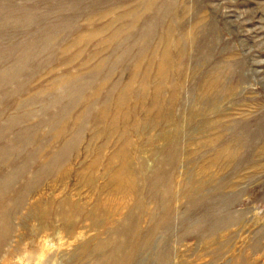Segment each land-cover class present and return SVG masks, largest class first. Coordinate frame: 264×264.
Listing matches in <instances>:
<instances>
[{
	"label": "rangeland",
	"instance_id": "1",
	"mask_svg": "<svg viewBox=\"0 0 264 264\" xmlns=\"http://www.w3.org/2000/svg\"><path fill=\"white\" fill-rule=\"evenodd\" d=\"M142 1L0 0V264H264V0Z\"/></svg>",
	"mask_w": 264,
	"mask_h": 264
},
{
	"label": "bare ground",
	"instance_id": "2",
	"mask_svg": "<svg viewBox=\"0 0 264 264\" xmlns=\"http://www.w3.org/2000/svg\"><path fill=\"white\" fill-rule=\"evenodd\" d=\"M175 1L176 0H143L138 3L137 9L134 12L124 15L121 20L124 22L129 17L130 27L135 28L139 25L144 15L147 16L148 14L155 13L157 12L156 10H160L164 14L175 11ZM175 30V27L168 25L167 33L160 36L157 44L153 46L150 40L151 30L149 29L141 42L145 45L142 46L144 49L139 52V59L140 61L148 62L146 79L150 80L151 78H155L158 81L154 88L153 99L155 108L159 106L160 99H162V95L165 94L166 84L172 79L173 74L171 69L173 65L176 64L175 62L179 63L180 61H184L187 47L193 45L190 40L191 38L188 35L182 36L181 38L175 36ZM143 87L147 88L148 85L144 84ZM169 91L175 94L176 87L171 85ZM173 102V100H170L169 104ZM228 153L232 157H235L237 154V152H234V150L231 149H229Z\"/></svg>",
	"mask_w": 264,
	"mask_h": 264
}]
</instances>
